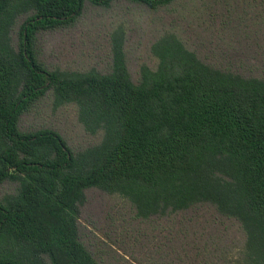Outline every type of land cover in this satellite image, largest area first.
Returning a JSON list of instances; mask_svg holds the SVG:
<instances>
[{
  "label": "trees",
  "instance_id": "trees-1",
  "mask_svg": "<svg viewBox=\"0 0 264 264\" xmlns=\"http://www.w3.org/2000/svg\"><path fill=\"white\" fill-rule=\"evenodd\" d=\"M115 1L157 9L173 0H0V184H16L0 197V264H97L79 236L88 188L128 200L141 221L212 208L243 235L239 245L215 220H168L177 248L157 257L158 241L131 264H264V62L227 52L214 66L169 34L153 47L157 68L141 66L137 82L123 37L107 72L43 64L39 33L73 24L86 3ZM50 90L56 106L76 105L86 131H102L98 143L74 151L54 129L20 128Z\"/></svg>",
  "mask_w": 264,
  "mask_h": 264
},
{
  "label": "rangeland",
  "instance_id": "rangeland-1",
  "mask_svg": "<svg viewBox=\"0 0 264 264\" xmlns=\"http://www.w3.org/2000/svg\"><path fill=\"white\" fill-rule=\"evenodd\" d=\"M21 21L22 18L16 22L10 34L15 47ZM169 34L176 35L205 63L223 66L228 52L231 59L263 68L264 0H173L157 9L128 1H115L108 7L86 3L73 24L39 33L36 48L39 59L49 69L107 72L112 66L114 40L123 37L125 62L132 80L137 82L141 66L157 68L159 58L153 47ZM253 55L260 57V62L249 58ZM53 99L50 90L22 114L20 128L54 129L74 151L101 140V130L93 134L85 130L74 103L56 106ZM15 186L14 182L4 181L0 184V197L14 193ZM85 195L80 206L79 236L97 264H131L130 255L142 260L140 253L153 252L158 241L164 243L156 256L169 255L178 243L174 232L167 234V228L174 226L167 225L168 220H215L220 228L231 226L226 234L228 242L240 245L243 236L234 220H220L212 208L198 207L169 219L141 221L134 218L129 201L117 194L88 188ZM176 251L179 249L172 255Z\"/></svg>",
  "mask_w": 264,
  "mask_h": 264
}]
</instances>
